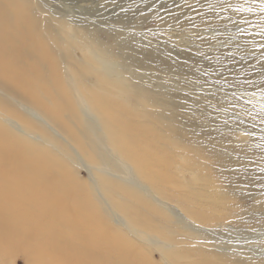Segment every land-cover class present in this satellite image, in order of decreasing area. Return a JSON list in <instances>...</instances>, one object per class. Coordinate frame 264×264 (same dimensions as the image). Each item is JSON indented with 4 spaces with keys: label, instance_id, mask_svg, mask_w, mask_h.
<instances>
[{
    "label": "rangeland",
    "instance_id": "rangeland-1",
    "mask_svg": "<svg viewBox=\"0 0 264 264\" xmlns=\"http://www.w3.org/2000/svg\"><path fill=\"white\" fill-rule=\"evenodd\" d=\"M14 6L24 8L22 22L50 48L64 89L97 133L96 164L27 94L2 81L0 125L62 159L69 174L101 200L112 225L149 250L152 264H212L213 258L219 264H264V161L245 147L259 150L264 141V123L252 117L264 112V0H5L2 9L12 22ZM79 47L92 59L87 73ZM103 73L121 85L117 100L143 112L145 126L158 134L154 144L165 151L158 168L186 184L200 178L217 198L220 219L191 215L178 191L143 180L116 148L97 138L101 118L83 95ZM70 125L82 136L74 121ZM248 132L254 135L250 142ZM236 134L248 139L239 143L238 165ZM99 176L148 199L155 210L140 208L152 224L140 223L146 233L140 224L131 227ZM6 259L0 264H31L20 252Z\"/></svg>",
    "mask_w": 264,
    "mask_h": 264
},
{
    "label": "bare ground",
    "instance_id": "bare-ground-1",
    "mask_svg": "<svg viewBox=\"0 0 264 264\" xmlns=\"http://www.w3.org/2000/svg\"><path fill=\"white\" fill-rule=\"evenodd\" d=\"M4 2L0 0V81L8 88L27 94L35 106L56 121L67 137L81 147L82 153L92 165L96 164L98 147L94 135L97 133L93 126L80 117L69 91L64 89L58 66L50 55V48L43 44L33 26H26L22 22L26 20L24 8L13 7L17 21L12 22L8 20V11L2 9ZM79 48L89 66L81 69L87 73L94 67L92 59L87 48ZM30 49L40 55L32 57L28 54ZM120 88L119 83L103 73L97 75L93 87L85 89V102L95 116L101 118V130L97 138L104 139V142L116 148L125 160L133 164L136 174L143 180L154 187H169L174 192L178 191L191 215L202 214L204 217L220 219L222 215L217 214L214 201L217 198L210 196L206 187L201 186L200 178L193 177L191 183L186 184L172 178L167 172L168 168H158L156 160L162 156L159 157L161 153H165L154 144L158 134L145 126L143 112L124 106L117 100L116 93ZM119 104L126 112L119 110ZM15 117L23 123L27 122L20 114H15ZM252 117L264 123V112L253 113ZM72 121L80 128L82 136L71 127ZM248 135L249 142L254 140L253 134L248 132ZM248 139L235 135L234 160L237 165L238 152L242 149L239 143L242 140L247 143ZM257 145L260 151L249 145L245 147L259 152L264 161V141ZM98 179L118 211L126 215L124 218L127 220L129 218L131 227L140 223L145 227L152 226L148 214L140 212V208L155 210L146 197L131 187L119 186L113 180L101 176ZM95 196L90 188L69 174L62 159L0 125L2 260L20 252L31 264H152L148 257L149 250L113 226L104 211L107 209L102 207L101 200L99 203ZM121 196L126 200L122 201V197L119 201ZM162 220L157 221L159 223ZM154 227L157 226L152 227L153 231ZM163 227L168 229L165 224ZM146 229L142 227L140 230L146 233ZM174 253L172 256L179 258ZM213 259L210 263L219 264L218 260Z\"/></svg>",
    "mask_w": 264,
    "mask_h": 264
}]
</instances>
